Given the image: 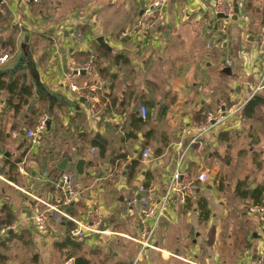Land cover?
I'll return each mask as SVG.
<instances>
[{"label":"crops","instance_id":"1","mask_svg":"<svg viewBox=\"0 0 264 264\" xmlns=\"http://www.w3.org/2000/svg\"><path fill=\"white\" fill-rule=\"evenodd\" d=\"M148 1L4 0L0 51L10 59L0 65L6 83L0 92V210L7 206L15 221L0 230V264H73L77 257L132 264L139 212L128 202L138 199L140 187L162 193L182 153L196 199L164 211L156 249L137 264H258L262 227L246 207L251 193L264 188V88L253 94L264 69V0H232L238 19L223 33L214 0H170L162 22L145 33L132 31ZM255 2L263 7L258 20L249 18ZM90 57L99 77L92 80L96 117L65 82L69 64ZM14 79L17 94L9 91ZM23 85L31 96L16 114ZM245 101L236 118L191 144L207 112ZM140 107L148 113L137 127ZM41 110L49 124L31 145L25 134ZM65 154L85 162L82 176L67 164L80 192L68 204L63 172L56 169ZM199 174L205 183L195 180ZM40 213L50 220L46 232L32 222ZM65 215L88 225L97 216L94 229L105 233L75 238L83 244L70 246L65 240L76 225Z\"/></svg>","mask_w":264,"mask_h":264},{"label":"built area","instance_id":"2","mask_svg":"<svg viewBox=\"0 0 264 264\" xmlns=\"http://www.w3.org/2000/svg\"><path fill=\"white\" fill-rule=\"evenodd\" d=\"M28 5H39L41 0H21ZM170 0H149L146 8L140 14L137 23L132 31L139 30L145 33L154 25L160 23L164 19V9ZM5 2L0 0V15H4ZM234 3L232 0H214L213 1V15L220 23L219 32L225 31L228 21L234 15ZM264 32V31H263ZM261 51L264 53V33L260 39ZM10 59L8 54L0 51V65H3ZM95 57H90L88 61L82 64L71 62L68 67V73L65 76V82L68 89L77 95L78 98L89 101L90 113L96 117V104L98 100L96 93L98 92V85L92 80H99L98 74L95 69ZM86 77L82 84L78 80ZM88 80L90 82H88ZM264 88V69L258 83V86L253 91L255 94L260 89ZM250 99V98H249ZM246 101L243 103H235L226 105L220 103L217 108L211 112H207L201 125L196 129V135L191 141L193 144L196 140L210 131L226 125L234 118H236L242 111ZM147 110L145 107L139 108L140 117L145 120L147 117ZM49 118L46 113L40 114L37 118L35 126L26 131V137L30 140L31 145H36L41 135L46 131L47 122ZM149 152L145 151L142 154L143 159H148ZM184 153L178 159L176 169L174 170L170 181L162 193H158L154 187L144 188L140 187L138 191V199H132L128 202V206H137L139 212V231L136 238L132 240L139 246L138 254L132 264H137L140 258L149 250L156 249V234L163 218V212L170 207L172 203L177 205H185L188 202H193L196 199V188L194 180L183 172ZM199 183H205L207 177L205 174H199L196 178ZM62 186L64 187L67 197L64 200L65 204L79 199L80 192L74 185V175L71 171H64L61 176ZM246 213L249 216L255 217L262 227V241L263 248L258 260V264H264V193L258 205H249L246 208ZM67 220L76 225L71 234L78 240H84L90 234H104L105 232L94 229V226L99 223L98 217L93 216L91 224L81 223L74 218L65 215ZM35 229L38 232H46L50 228V220L44 213L37 214L32 218ZM6 230H3V232Z\"/></svg>","mask_w":264,"mask_h":264},{"label":"trees","instance_id":"3","mask_svg":"<svg viewBox=\"0 0 264 264\" xmlns=\"http://www.w3.org/2000/svg\"><path fill=\"white\" fill-rule=\"evenodd\" d=\"M96 69V66H95ZM5 74L0 72V92L3 91L4 89H6V83L4 82L3 78H4ZM19 89V82L17 81V79H14L13 82L10 85L9 91L10 93H14L17 94ZM22 89V99L20 100V102H18L17 104L13 105V109L15 111V113H19L20 108L24 105H26L28 103V99L31 96V88L30 87H26L23 85ZM26 98V99H23ZM259 101L258 99H256L255 103H252L250 106V109L256 108L258 105ZM8 105H11V103H8ZM44 107V106H43ZM46 111H40L37 112V115L33 118V120H31L30 122V127L33 128L35 126L36 120L37 118L40 116V114L45 113ZM135 123L137 125V127L143 126L145 123V120H143L142 118H136L135 119ZM11 168L13 169V166H11ZM244 192V197L247 199L249 196V192L247 191H243ZM264 193V188L260 187L257 188L253 193H251V199H252V203L248 204L247 207L249 205H258L261 201L262 195ZM191 203H186V206H190ZM246 207V208H247ZM200 209L202 210V219H206L208 212L206 210V207H204V204L202 206H200ZM15 218L12 214V212L10 211V209L7 206H3L0 210V230H8L10 228V226L14 223ZM73 264H89V261H87L86 259H84L83 257H77L74 259V263Z\"/></svg>","mask_w":264,"mask_h":264},{"label":"water","instance_id":"4","mask_svg":"<svg viewBox=\"0 0 264 264\" xmlns=\"http://www.w3.org/2000/svg\"><path fill=\"white\" fill-rule=\"evenodd\" d=\"M238 13H239V10H238V5H235L234 7V15L233 17L230 19V20H234V21H237L238 19ZM97 42L104 48H106V46L102 43V39L99 38L97 39ZM22 49L25 51V47L23 46ZM24 56H27V52L24 53ZM32 70V68L30 69V71ZM81 102L83 101L82 99L80 100ZM49 123L47 122V125ZM97 138H99V136H97ZM68 163H71L74 165V171L77 175L79 176H82L84 174V160L82 159H79V160H74L73 158H71L70 156H68L67 154L64 155L62 161L56 165V169H58L59 171L61 172H64L67 168H68ZM164 213V212H163ZM65 242L70 245V246H77V245H82L83 242L79 243L75 240V237L74 236H70V237H67Z\"/></svg>","mask_w":264,"mask_h":264},{"label":"rangeland","instance_id":"5","mask_svg":"<svg viewBox=\"0 0 264 264\" xmlns=\"http://www.w3.org/2000/svg\"><path fill=\"white\" fill-rule=\"evenodd\" d=\"M43 1L44 0H41V2H40V4L41 3H43ZM22 6H23V4H22ZM261 9L262 8V11L261 12H258V10L257 9ZM250 13V16H249V18L250 19H255V20H258V19H260L261 18V16H262V14H263V7L261 6V5H259V3H254L253 4V6L251 7V9H250V11H249ZM256 14V15H255ZM264 31V29H262V32H261V34L263 35V32ZM137 32H140L139 30H137ZM261 35V36H262ZM254 36H256V34L254 33ZM252 38H253V36H252Z\"/></svg>","mask_w":264,"mask_h":264}]
</instances>
